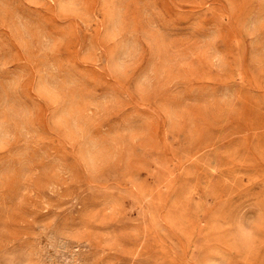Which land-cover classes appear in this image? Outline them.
<instances>
[{
	"label": "rangeland",
	"instance_id": "obj_1",
	"mask_svg": "<svg viewBox=\"0 0 264 264\" xmlns=\"http://www.w3.org/2000/svg\"><path fill=\"white\" fill-rule=\"evenodd\" d=\"M0 264H264V0H0Z\"/></svg>",
	"mask_w": 264,
	"mask_h": 264
}]
</instances>
